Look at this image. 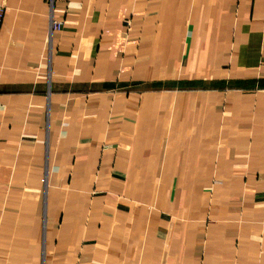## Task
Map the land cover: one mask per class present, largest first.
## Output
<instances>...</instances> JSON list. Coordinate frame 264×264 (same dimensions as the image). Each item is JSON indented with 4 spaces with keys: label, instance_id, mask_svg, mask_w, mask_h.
<instances>
[{
    "label": "crops",
    "instance_id": "crops-1",
    "mask_svg": "<svg viewBox=\"0 0 264 264\" xmlns=\"http://www.w3.org/2000/svg\"><path fill=\"white\" fill-rule=\"evenodd\" d=\"M0 3V264H264V0Z\"/></svg>",
    "mask_w": 264,
    "mask_h": 264
},
{
    "label": "built area",
    "instance_id": "built-area-1",
    "mask_svg": "<svg viewBox=\"0 0 264 264\" xmlns=\"http://www.w3.org/2000/svg\"><path fill=\"white\" fill-rule=\"evenodd\" d=\"M4 6L0 3V28L3 20V13H4ZM63 25V22L61 20L54 19L53 17L50 20L49 23V34H51L53 31L60 30ZM45 181V179H43Z\"/></svg>",
    "mask_w": 264,
    "mask_h": 264
}]
</instances>
